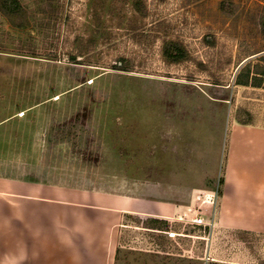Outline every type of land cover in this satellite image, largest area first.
<instances>
[{"label":"rangeland","instance_id":"obj_1","mask_svg":"<svg viewBox=\"0 0 264 264\" xmlns=\"http://www.w3.org/2000/svg\"><path fill=\"white\" fill-rule=\"evenodd\" d=\"M173 43L180 61L166 57ZM263 72L264 0L0 3V131L25 126L37 105L38 147L22 158L39 182L127 192L177 172L204 186L209 173L202 191L220 195L228 124L264 128ZM192 218L162 235L124 229L122 258L264 263V235Z\"/></svg>","mask_w":264,"mask_h":264},{"label":"crops","instance_id":"obj_2","mask_svg":"<svg viewBox=\"0 0 264 264\" xmlns=\"http://www.w3.org/2000/svg\"><path fill=\"white\" fill-rule=\"evenodd\" d=\"M36 106L25 126L0 131V264H130L122 258L124 229L169 233L193 217L195 194L215 178L200 174L205 185L192 186L177 172L173 183L130 182L127 192L39 182L22 158L38 147ZM224 140L215 227L264 235V128L228 124Z\"/></svg>","mask_w":264,"mask_h":264},{"label":"built area","instance_id":"obj_3","mask_svg":"<svg viewBox=\"0 0 264 264\" xmlns=\"http://www.w3.org/2000/svg\"><path fill=\"white\" fill-rule=\"evenodd\" d=\"M194 205L190 211L193 214L192 223L213 227L216 221L217 206L219 203V192L199 191L195 194ZM208 215H210L209 218Z\"/></svg>","mask_w":264,"mask_h":264},{"label":"trees","instance_id":"obj_4","mask_svg":"<svg viewBox=\"0 0 264 264\" xmlns=\"http://www.w3.org/2000/svg\"><path fill=\"white\" fill-rule=\"evenodd\" d=\"M1 6H3L5 8V0H0ZM165 52H166V57L172 61H180L183 57V52L182 50L176 46L175 43L173 44H167L165 46ZM120 63H122L120 66H116V69H119L121 71L124 72H130L128 66L125 64L124 61H121ZM264 75V72L262 73ZM239 85H243V86H248V83H242V82H238ZM242 124H247L245 122H240ZM149 229H154V230H159V231H166L164 228H159V229H155V228H149ZM240 235H252L255 236V234L249 233V232H238ZM264 264V263H263Z\"/></svg>","mask_w":264,"mask_h":264}]
</instances>
